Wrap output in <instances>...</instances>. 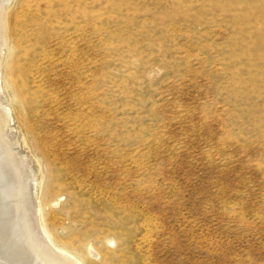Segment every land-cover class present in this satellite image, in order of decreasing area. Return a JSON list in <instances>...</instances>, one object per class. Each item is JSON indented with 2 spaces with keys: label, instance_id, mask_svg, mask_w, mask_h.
Instances as JSON below:
<instances>
[{
  "label": "rangeland",
  "instance_id": "1",
  "mask_svg": "<svg viewBox=\"0 0 264 264\" xmlns=\"http://www.w3.org/2000/svg\"><path fill=\"white\" fill-rule=\"evenodd\" d=\"M6 13L2 91L51 243L81 264H264V0Z\"/></svg>",
  "mask_w": 264,
  "mask_h": 264
},
{
  "label": "bare ground",
  "instance_id": "2",
  "mask_svg": "<svg viewBox=\"0 0 264 264\" xmlns=\"http://www.w3.org/2000/svg\"><path fill=\"white\" fill-rule=\"evenodd\" d=\"M11 1L0 0V264H81L51 243L43 230L35 193L36 172L20 148L2 91L8 43L6 12Z\"/></svg>",
  "mask_w": 264,
  "mask_h": 264
}]
</instances>
